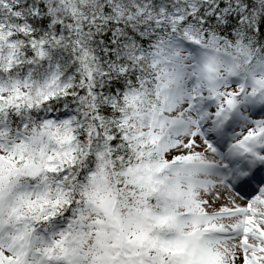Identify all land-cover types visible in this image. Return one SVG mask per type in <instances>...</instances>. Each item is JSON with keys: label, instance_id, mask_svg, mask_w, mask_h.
<instances>
[{"label": "snow or ice", "instance_id": "snow-or-ice-1", "mask_svg": "<svg viewBox=\"0 0 264 264\" xmlns=\"http://www.w3.org/2000/svg\"><path fill=\"white\" fill-rule=\"evenodd\" d=\"M0 264H264V0H0Z\"/></svg>", "mask_w": 264, "mask_h": 264}]
</instances>
